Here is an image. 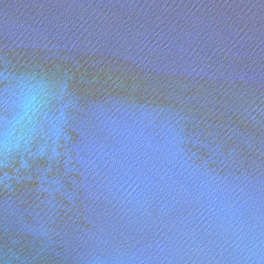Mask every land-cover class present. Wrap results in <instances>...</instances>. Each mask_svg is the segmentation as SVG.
<instances>
[{"label": "water", "instance_id": "1", "mask_svg": "<svg viewBox=\"0 0 264 264\" xmlns=\"http://www.w3.org/2000/svg\"><path fill=\"white\" fill-rule=\"evenodd\" d=\"M0 264H264V0H0Z\"/></svg>", "mask_w": 264, "mask_h": 264}]
</instances>
